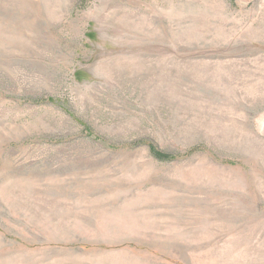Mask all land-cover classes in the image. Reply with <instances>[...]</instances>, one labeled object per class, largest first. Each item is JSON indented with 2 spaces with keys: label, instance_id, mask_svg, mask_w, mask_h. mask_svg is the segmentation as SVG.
Returning a JSON list of instances; mask_svg holds the SVG:
<instances>
[{
  "label": "rangeland",
  "instance_id": "1",
  "mask_svg": "<svg viewBox=\"0 0 264 264\" xmlns=\"http://www.w3.org/2000/svg\"><path fill=\"white\" fill-rule=\"evenodd\" d=\"M0 264H264V0H0Z\"/></svg>",
  "mask_w": 264,
  "mask_h": 264
},
{
  "label": "trees",
  "instance_id": "2",
  "mask_svg": "<svg viewBox=\"0 0 264 264\" xmlns=\"http://www.w3.org/2000/svg\"><path fill=\"white\" fill-rule=\"evenodd\" d=\"M150 150H151L152 155L159 160H167L170 157L166 153H161L157 151V149H155L152 145L150 146Z\"/></svg>",
  "mask_w": 264,
  "mask_h": 264
},
{
  "label": "crops",
  "instance_id": "3",
  "mask_svg": "<svg viewBox=\"0 0 264 264\" xmlns=\"http://www.w3.org/2000/svg\"><path fill=\"white\" fill-rule=\"evenodd\" d=\"M156 254H157V253H155V256H156ZM164 257H165V258H169V257H167V256H164Z\"/></svg>",
  "mask_w": 264,
  "mask_h": 264
}]
</instances>
